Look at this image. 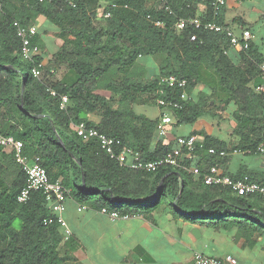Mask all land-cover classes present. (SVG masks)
I'll use <instances>...</instances> for the list:
<instances>
[{"label":"trees","instance_id":"obj_1","mask_svg":"<svg viewBox=\"0 0 264 264\" xmlns=\"http://www.w3.org/2000/svg\"><path fill=\"white\" fill-rule=\"evenodd\" d=\"M215 1L169 0L175 15L159 10L151 0L4 1L0 7V133L22 141L24 155L30 160L39 158L50 179H61L71 190L70 198L79 203L122 216L148 217L168 202L177 212L198 219L202 226L218 231L238 229L252 244L255 235L264 236V197H234L228 188L207 186L203 181L215 165V156L208 150H224V145L208 137L203 148L198 145L192 159H183L182 168L162 167L147 173L121 166L96 140L86 141L76 133V126L84 122L120 139L146 161L165 157L172 145L152 148L159 120L138 114L133 106L144 95L156 102L161 79L177 76L188 80L190 100L182 101L179 89L172 93L167 90L163 98L183 104L182 110L175 111L178 124H193L207 112L202 101H192L197 86L204 84L214 93L223 90V104L237 105L235 133L240 140L235 149L255 151L264 140V96L253 85L264 81L258 76L255 81L252 78L259 75L264 62L255 61L246 68L233 62L225 34L174 29L177 17L203 16L226 25L225 7L214 15ZM91 3L97 10L103 8L99 26L95 11H89ZM200 6L207 8L206 14L199 15ZM106 12L111 13L110 18L104 17ZM148 15L162 20L164 27L155 26ZM41 17L62 27L68 25L64 29L70 34L57 53L58 61L68 63L70 76L52 86L33 74V69L43 64V53L25 59L14 27L16 21L23 26L38 25ZM194 33L198 39L191 41ZM39 36L33 42L44 48ZM253 52L250 45L243 57ZM141 57L157 58L160 75L147 79L145 68L139 64ZM48 88L58 96H52ZM63 95L69 97L66 109H61ZM90 115L100 119L90 120ZM195 161L201 177L189 171ZM25 184L22 167L0 146V264H62V229L56 221L45 224L55 217L43 193H33L27 204L18 202Z\"/></svg>","mask_w":264,"mask_h":264},{"label":"crops","instance_id":"obj_2","mask_svg":"<svg viewBox=\"0 0 264 264\" xmlns=\"http://www.w3.org/2000/svg\"><path fill=\"white\" fill-rule=\"evenodd\" d=\"M245 5L256 12V16L250 21L241 15L246 10ZM198 12L199 15H204L207 8L200 6ZM42 18H39L38 25H33L38 28L41 42V31L46 22ZM223 20L235 35L240 37L244 30H250L254 37L251 42L254 52L251 56L244 58L246 50L231 45L228 50L230 59L239 62L244 68L255 61L264 62V0H227ZM58 52L59 50L56 53ZM139 64L145 68L147 79H155L160 75L157 58L141 57ZM257 76L259 77L257 74L252 78L253 81ZM220 94H224L223 90L217 89L214 93L212 88L204 84L197 86L190 94L192 101H202L207 112L193 124H178L174 118L169 139H161L155 132L152 148L155 149L160 144L167 145L178 136L195 135L203 141L210 137L215 143L224 145V150L229 153L225 158L215 157V165L219 166L222 173L234 179L248 176L252 181L264 185L263 155L232 154L240 140L235 133L237 122L234 114L237 105L235 102L223 104ZM207 102L210 105L205 104ZM138 107L134 108L138 114L152 120H159L164 114L156 102L149 98ZM89 118L95 120L93 115ZM197 161L192 164V168H197ZM81 206L86 209L79 211ZM63 216L72 236L60 243L62 264H191L196 252L220 258L231 254L238 259L239 264H264V236L255 235L253 243L249 244L238 229L218 231L202 226L198 219L177 212V208L169 206L168 202H163L148 217L112 220L101 210L70 198ZM61 233L63 234L62 230Z\"/></svg>","mask_w":264,"mask_h":264},{"label":"built area","instance_id":"obj_3","mask_svg":"<svg viewBox=\"0 0 264 264\" xmlns=\"http://www.w3.org/2000/svg\"><path fill=\"white\" fill-rule=\"evenodd\" d=\"M4 1L6 0H0V7L3 6ZM38 1L43 3L45 0ZM151 2L158 4L159 10H163L170 15H175L174 9L169 0H151ZM69 4L72 7H75L73 1H70ZM112 6L114 8L116 7L115 4ZM212 6L214 15L217 16L222 9L227 6V0H216L213 2ZM104 17L110 18L111 13L106 12ZM147 19L157 27H164L165 25L162 20H155L151 15H148ZM14 27L17 30L18 37L22 41V54L24 58L32 60L35 56L40 55L42 53V48L33 42V39L38 35V28L36 26H23L17 21L14 23ZM174 29L177 32H184L193 29L197 32L204 31L225 34L229 38L232 46H240L243 50H248L250 48L251 42L254 38L250 30H244L239 37L235 35L229 26L219 24L214 20H207L203 18V16L188 18L177 17ZM197 39V33L190 36L191 41H196ZM42 71L43 64L35 67L33 69V74L36 78L41 79ZM259 78L264 81V63L260 65ZM188 85L189 82L187 79L179 78L177 76L163 77L161 79L162 87L156 92V95H158L156 98V104L164 111L156 128V132L161 139H169L170 127L174 124L175 111L183 109V104L180 101L174 100L173 98H163V96H165L167 90L172 93L179 89L182 90L181 100L185 102L189 101L190 96L186 90ZM255 90L264 96V83L256 85ZM47 91L54 97L58 96V93L52 88H48ZM68 103L69 97L67 95L61 96V109H66ZM76 133L86 141L96 140L100 145L101 150L111 159L116 160L121 166L147 173H156L162 167L182 168V161L185 157L192 159L193 153L197 150L198 145L201 148L204 147V141L200 140L198 136H178L169 142V144L172 145V149L165 157L156 161H146L142 158L140 152L124 145L120 139L102 133L98 129L89 128L84 122L76 126ZM0 146L5 152L9 151L14 155L16 162L22 167L26 174V184L18 195V202L21 204H27L31 200L33 193H43L46 202L55 217L54 219L45 220V224L47 225L56 221L63 231L64 239L69 240L72 236V231L63 215L67 209L71 190L63 185L61 179L52 181L47 170L40 164L39 158L30 160L24 155L23 142L17 140L14 136H5L0 133ZM208 153L215 157L222 158H225L229 154L226 150L219 151L216 148L209 149ZM240 153L259 154L264 156V140L258 145L255 151L250 149L232 150V154ZM189 171L196 177H201V170L199 168H193ZM203 181L207 186L229 188L238 196L261 195L264 197L263 184L252 181L248 176L234 179L231 176L222 173L218 165H214L209 169V172L203 176ZM85 209V206H81L78 210L83 211ZM101 212L108 215L112 220L130 218L129 215L122 216L118 212H110L107 208H103ZM191 264H239V261L231 254L220 258L196 252Z\"/></svg>","mask_w":264,"mask_h":264},{"label":"rangeland","instance_id":"obj_4","mask_svg":"<svg viewBox=\"0 0 264 264\" xmlns=\"http://www.w3.org/2000/svg\"><path fill=\"white\" fill-rule=\"evenodd\" d=\"M153 4V3H151ZM245 11L241 12L242 16H245V20L250 21L251 18H254L255 15V11H252L250 7H248L247 5H245ZM89 11H92L96 13V17H98V19H100L98 22L95 21L96 26H99L101 23V20H103V8L101 9H96L94 7V4L91 3V5H89ZM42 21H46L45 24H43V28L41 31L42 34V43L45 46L42 50L43 52V67L45 68L42 71V76L41 79H43L49 86H52L53 84L57 83V82H64L66 81L69 76H70V68L68 66V63L66 62H60L58 61L57 58V50H59V52L61 51V48L65 45V41L68 37H70V34L68 31H66L64 29V27H67L68 25L62 27L59 25H56L52 22H49L47 20H45V18H42ZM245 25H247V23L243 22ZM63 28V29H62ZM262 36H264V28L262 29ZM70 50V49H69ZM47 55V57H45V54ZM216 82V81H215ZM214 80L209 79V83L211 84H215ZM101 93V91L99 92ZM107 94V93H105ZM109 95V94H108ZM222 96L224 94H221ZM140 98H142L136 105L134 104V108H139L138 106L144 104L145 102H147L148 98L146 97V95L141 96ZM114 107L117 108L118 107V103H114ZM96 120H99L100 117L98 115H93ZM6 153H9L6 152ZM229 189V188H228ZM228 192L234 196V197H239L237 194H235L231 189L228 190ZM256 206H258L256 204ZM262 207H264L262 205Z\"/></svg>","mask_w":264,"mask_h":264},{"label":"water","instance_id":"obj_5","mask_svg":"<svg viewBox=\"0 0 264 264\" xmlns=\"http://www.w3.org/2000/svg\"><path fill=\"white\" fill-rule=\"evenodd\" d=\"M159 199H160V197H159V195H158V197H157V199H156V200H157V201H159Z\"/></svg>","mask_w":264,"mask_h":264}]
</instances>
